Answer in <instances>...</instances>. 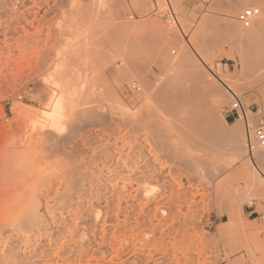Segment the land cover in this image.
Listing matches in <instances>:
<instances>
[{"label":"rangeland","instance_id":"374dc122","mask_svg":"<svg viewBox=\"0 0 264 264\" xmlns=\"http://www.w3.org/2000/svg\"><path fill=\"white\" fill-rule=\"evenodd\" d=\"M98 1L0 0V264H264V188L237 198L220 185L238 166L230 131L252 157L222 82L264 125V28L242 40L217 0H172L187 41L166 0ZM249 6L258 22V2L237 15ZM188 49L217 111L189 68L167 83ZM58 99L60 129L46 118Z\"/></svg>","mask_w":264,"mask_h":264},{"label":"bare ground","instance_id":"6f19581e","mask_svg":"<svg viewBox=\"0 0 264 264\" xmlns=\"http://www.w3.org/2000/svg\"><path fill=\"white\" fill-rule=\"evenodd\" d=\"M123 1L125 2L126 0H99L98 5L99 6H106V5L118 4V3L123 2ZM127 1H129V0H127ZM137 1L138 0H131V2L134 4ZM168 1L171 3L172 0H168ZM177 1H179V0H177ZM226 1L228 2V5H227L229 7L228 10L224 9V6H226V3H227ZM229 1L230 0H217L216 4H214L216 9H214V11H212V12H215V10H217V9L223 10L222 14L224 15V18L226 21L225 24H226L227 28L232 32L236 31L239 34L240 39L246 40V39H251V38L255 37L264 28V14L260 17V20L258 22H255L253 24L252 27L242 28L239 24L240 22L236 18V16H237L236 8L238 5L241 6L243 4H252L253 2H258L261 5V8L264 9V0H233V3L229 2ZM213 19H214V14L209 13L207 23L205 24V26L200 31L199 36H204V37L207 36V32L211 28V22ZM202 44H204V41H202ZM202 59H203V57L201 58V60ZM209 60H210V58H209ZM203 63L208 65L209 61L206 59H203ZM177 66H180V67L183 66V67L189 68L190 72H192L193 77L196 80L206 84V94H207L206 97L207 98L204 102L205 106L208 109L217 111L220 104L222 103L221 93L214 85H212V83L209 81V79L206 76H202L201 73L198 72V67L194 66V57H193V55L189 49L184 51L183 54L180 56V58L177 61H174L170 64V67L168 69V71L170 72V78L168 79L167 83L171 82V79H172L171 75L175 72V69ZM222 83L225 84V82H222ZM139 88L141 89V87H139ZM249 92L252 93L250 90H249ZM140 99H141V97H137L136 101H140ZM64 103L65 102L62 99H58L56 101L54 100L53 104H55L56 107L52 111L47 113L46 118L48 117L50 124L55 128L64 127V126H60L62 124V119L65 116V110L63 109ZM28 109L21 107V108H19L18 112L20 115L26 114V113H28ZM247 110H248V107H247ZM251 114L252 113H250V111L248 110L249 118H250ZM74 117L75 116H73V118ZM253 117H254V119H253L252 123H256L259 121V118L257 115H254ZM66 121H69V120L66 119ZM63 125H64V123H63ZM40 126H41V123H40ZM58 134H60V133L58 132ZM169 137H171V135ZM228 139L230 140L229 142H231L229 152H230V154L233 155L235 165H238V166L236 168H234V170L230 174L223 175V177L220 180V185L225 186V184L228 183L229 186L231 188H233L235 190V192L237 193V195H236L237 198H242L245 194H251V193H258L259 194V192H262V190L264 188V149L257 151L256 154L251 155L252 157L247 158L246 154L244 153V151L242 149V135L240 133L230 131V135H228ZM186 146H187V144H186ZM222 149L223 148H218L219 151H221ZM186 152H188L187 149H186ZM260 174L263 177H261ZM144 186H145V184H144ZM147 190L149 193V188ZM236 203H237V201H236ZM107 209H109V208H107ZM109 211H112V210L109 209ZM230 214H231V219H232V221H231L232 225L234 227L240 226L242 224L241 210L238 212L232 211ZM109 218L112 219L111 217H109ZM97 219H99V218L97 217Z\"/></svg>","mask_w":264,"mask_h":264},{"label":"built area","instance_id":"2783aa9c","mask_svg":"<svg viewBox=\"0 0 264 264\" xmlns=\"http://www.w3.org/2000/svg\"><path fill=\"white\" fill-rule=\"evenodd\" d=\"M167 1V7H162V10H165V18L168 22L169 26H176L184 38L187 41H190V32H186L179 20V17L173 7V5ZM200 4L203 6H210L213 0H199ZM261 14V9L257 6H249L242 9L238 15L237 20L244 27H251L255 21V19ZM130 17H134L132 14ZM199 18H196L193 21V26L196 25ZM175 52V50H173ZM226 90L228 91L230 97V107L227 110V118H233L234 120H238L243 118L246 122V147L248 153L253 155L258 149H264V125L258 123H251L248 115L247 107L243 101L242 96L239 94L237 90L231 87L228 84H224ZM140 90V88H138ZM29 90H27L28 92ZM23 94L19 96L20 99L23 98ZM261 219L264 222V213L261 214Z\"/></svg>","mask_w":264,"mask_h":264},{"label":"crops","instance_id":"0c3cea01","mask_svg":"<svg viewBox=\"0 0 264 264\" xmlns=\"http://www.w3.org/2000/svg\"><path fill=\"white\" fill-rule=\"evenodd\" d=\"M230 119V121H233L234 119L233 118H229Z\"/></svg>","mask_w":264,"mask_h":264}]
</instances>
